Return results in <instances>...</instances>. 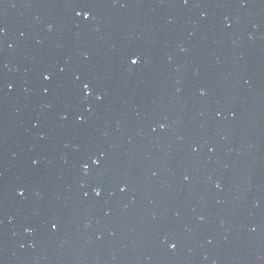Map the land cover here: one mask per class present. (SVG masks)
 <instances>
[{"label":"water","instance_id":"95a60500","mask_svg":"<svg viewBox=\"0 0 264 264\" xmlns=\"http://www.w3.org/2000/svg\"><path fill=\"white\" fill-rule=\"evenodd\" d=\"M0 264H264V0H0Z\"/></svg>","mask_w":264,"mask_h":264},{"label":"snow or ice","instance_id":"6c2138e0","mask_svg":"<svg viewBox=\"0 0 264 264\" xmlns=\"http://www.w3.org/2000/svg\"><path fill=\"white\" fill-rule=\"evenodd\" d=\"M77 15H80V13L78 12L77 13ZM85 19H87V14H85V17H84ZM138 62V60L137 59H131V63L134 65V64H136ZM88 85H85V94L87 95L88 94V92H87V89H88Z\"/></svg>","mask_w":264,"mask_h":264}]
</instances>
